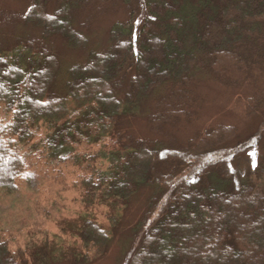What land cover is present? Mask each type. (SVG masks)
I'll list each match as a JSON object with an SVG mask.
<instances>
[{"label": "trees", "instance_id": "16d2710c", "mask_svg": "<svg viewBox=\"0 0 264 264\" xmlns=\"http://www.w3.org/2000/svg\"><path fill=\"white\" fill-rule=\"evenodd\" d=\"M25 1L0 17V188L14 187L30 145L79 167L85 207L125 206L147 189L126 264H264V194L252 179L264 158L247 174L234 166L257 131L240 142L224 124L176 135L195 118L198 79L264 75V0ZM119 12L100 46L95 25ZM245 106L263 110L264 89ZM137 117L154 138L130 131ZM109 222H82L74 264L105 255L119 225ZM9 240L0 227V264H48L47 245L28 260Z\"/></svg>", "mask_w": 264, "mask_h": 264}, {"label": "rangeland", "instance_id": "374dc122", "mask_svg": "<svg viewBox=\"0 0 264 264\" xmlns=\"http://www.w3.org/2000/svg\"><path fill=\"white\" fill-rule=\"evenodd\" d=\"M27 4L25 0H0V17L9 10L23 11ZM122 18L120 12L108 13L95 25L94 29H99L100 46L108 38L110 25ZM224 78L227 84L210 77L197 80L194 85L198 99L195 118L180 124L176 135L182 141L197 132L224 124L236 127V140L240 142L257 131L252 143L234 162L236 168L248 173L264 158V109L254 115L248 114L245 99L253 90L264 89V75H257L254 82L240 72L228 73ZM3 118L0 111V124L4 123ZM129 129L136 136L154 138L142 117L135 118ZM22 152L26 155L24 172L11 190L0 188V227L10 231V249L26 252L30 260V250L45 244L48 264H74L73 253L82 249V222L97 220L111 229L109 219L115 216L119 225L111 233L105 255L90 264H126L142 237L134 225L144 212L147 189L138 191L125 206L106 202L85 207L73 185L79 174L77 165L48 158L45 154L35 156L30 145L24 146ZM252 177L256 189L264 194V176Z\"/></svg>", "mask_w": 264, "mask_h": 264}]
</instances>
